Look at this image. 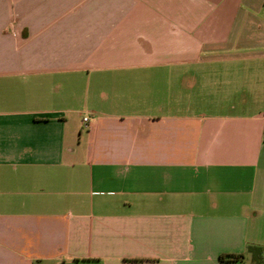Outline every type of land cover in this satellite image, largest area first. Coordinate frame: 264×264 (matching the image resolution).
Masks as SVG:
<instances>
[{"label":"crops","instance_id":"obj_1","mask_svg":"<svg viewBox=\"0 0 264 264\" xmlns=\"http://www.w3.org/2000/svg\"><path fill=\"white\" fill-rule=\"evenodd\" d=\"M232 49L238 70L200 68ZM249 244L264 0H0V264H252Z\"/></svg>","mask_w":264,"mask_h":264},{"label":"rangeland","instance_id":"obj_2","mask_svg":"<svg viewBox=\"0 0 264 264\" xmlns=\"http://www.w3.org/2000/svg\"><path fill=\"white\" fill-rule=\"evenodd\" d=\"M243 51H236L235 49H232L230 51H222L218 53L220 57L216 58L215 60L212 61V63L207 64L203 68L201 65L202 70H218L220 71H235L238 70V67L235 65H239L238 62L235 60L237 59H242V58H237V54L242 53ZM86 125L82 127L83 129H86Z\"/></svg>","mask_w":264,"mask_h":264},{"label":"trees","instance_id":"obj_3","mask_svg":"<svg viewBox=\"0 0 264 264\" xmlns=\"http://www.w3.org/2000/svg\"><path fill=\"white\" fill-rule=\"evenodd\" d=\"M247 250L253 256L252 264H264V248L261 245L249 244ZM244 257V253L241 254H222L223 259H241Z\"/></svg>","mask_w":264,"mask_h":264},{"label":"built area","instance_id":"obj_4","mask_svg":"<svg viewBox=\"0 0 264 264\" xmlns=\"http://www.w3.org/2000/svg\"><path fill=\"white\" fill-rule=\"evenodd\" d=\"M84 121H88V117H85V118H84Z\"/></svg>","mask_w":264,"mask_h":264}]
</instances>
